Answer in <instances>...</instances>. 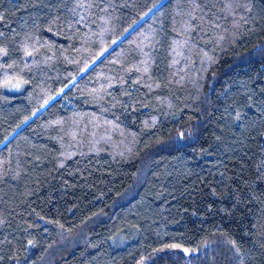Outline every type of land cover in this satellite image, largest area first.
Returning a JSON list of instances; mask_svg holds the SVG:
<instances>
[{
	"label": "trees",
	"instance_id": "16d2710c",
	"mask_svg": "<svg viewBox=\"0 0 264 264\" xmlns=\"http://www.w3.org/2000/svg\"><path fill=\"white\" fill-rule=\"evenodd\" d=\"M0 264H264V0H0Z\"/></svg>",
	"mask_w": 264,
	"mask_h": 264
}]
</instances>
